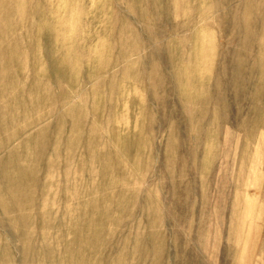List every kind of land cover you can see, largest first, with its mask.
Listing matches in <instances>:
<instances>
[{"label": "rangeland", "instance_id": "1", "mask_svg": "<svg viewBox=\"0 0 264 264\" xmlns=\"http://www.w3.org/2000/svg\"><path fill=\"white\" fill-rule=\"evenodd\" d=\"M0 2V161L31 140L17 164L36 199L9 213L0 185V264H264V0ZM41 182L57 200L43 228Z\"/></svg>", "mask_w": 264, "mask_h": 264}, {"label": "bare ground", "instance_id": "2", "mask_svg": "<svg viewBox=\"0 0 264 264\" xmlns=\"http://www.w3.org/2000/svg\"><path fill=\"white\" fill-rule=\"evenodd\" d=\"M253 1H255V0H253ZM258 2V1H257ZM256 2V3H257ZM1 3V2H0ZM251 5V4H250ZM249 5V6H250ZM248 7V6H247ZM251 8L253 7V6H250ZM250 8V9H251ZM249 8H248V10H250ZM247 10V9H246ZM246 12H248V11H246ZM254 12V11H253ZM233 23V22H232ZM241 27H243V25L241 26ZM242 30H244V28H241ZM240 29V30H241ZM196 30V29H195ZM156 32V31H155ZM180 32V31H179ZM179 32H177V33H179ZM243 32V31H242ZM242 32H240V34L242 33ZM243 34V33H242ZM26 35V34H25ZM171 35H172V33H171ZM170 36V35H169ZM172 38V37H171ZM29 39V38H28ZM249 39V38H248ZM264 40V39H263ZM16 42V41H15ZM18 43V41L16 42V44ZM20 43H22V42H20ZM26 43H27V38H26ZM35 43V42H34ZM50 43V41L47 43V44H49ZM263 43V42H262ZM29 44V43H28ZM23 45V44H22ZM43 45V44H42ZM17 46V45H16ZM170 46V45H169ZM245 46V45H244ZM19 47H21V46H19ZM23 47H24V45H23ZM38 47V46H37ZM39 47H40V45H39ZM35 48V47H34ZM162 48V47H161ZM19 49V48H18ZM18 49H14L13 50V48H12V50H13V53H12V51L10 52L11 53V55H12V57L14 56V54H21L22 53V50H24L23 48H20V49H22V50H18ZM36 49V48H35ZM45 49V48H44ZM17 50V51H16ZM26 50V49H25ZM6 51V50H5ZM27 51H28V49H27ZM26 51V52H27ZM48 52H49V55L48 56H46V59L49 61V65H50V70L52 71V72H54V73H57V69H58V67H59V58H57V53H56V51H55V49H54V47H50L49 48V50H48ZM164 52V51H163ZM25 53V52H24ZM28 53H29V51H28ZM3 54V53H2ZM8 54V53H7ZM7 54H5V55H7ZM44 54V53H43ZM51 55H53L54 56V59H52V60H50L48 57L49 56H51ZM22 56H23V54H22ZM171 56V55H170ZM169 57V56H168ZM5 58V57H4ZM3 58V59H4ZM39 58L40 57H38V53H35V63L38 65V66H40V67H43L42 66V62H43V60H39ZM7 59H9L10 60V56L8 57L7 56ZM18 59V58H17ZM179 59V58H178ZM7 61V62H10L11 63V61ZM19 60V59H18ZM258 60V59H257ZM6 61V60H5ZM13 61H14V59H13ZM171 61V60H170ZM184 61V60H183ZM182 61V62H183ZM259 61V60H258ZM181 62V63H182ZM27 63V62H26ZM33 63V62H32ZM12 64V63H11ZM29 64H31V63H29ZM28 64V65H29ZM170 64V63H169ZM257 64V63H256ZM31 66V65H30ZM119 66V65H118ZM180 66V63L176 66H174L173 67V72L171 73V78L174 80L175 79V81H176V83H177V85H181L183 82H184V80H185V77H184V71H183V69H182V67H179ZM182 66V65H181ZM258 67H260V63H259V65H257ZM14 67V66H13ZM13 67H10V68H13ZM263 67V66H262ZM25 69H26V67H24ZM1 69V68H0ZM264 69V68H263ZM14 70V69H13ZM9 73L10 72V70H9V67L8 66H6L5 65V69H3V72H2V76H3V82H2V84H3V87H5L4 89H3V87L1 88L2 90H7L8 89V92H7V96H10V95H12L13 94V91L14 90H12V88H11V86H10V82H7V77L6 78H4L5 76H6V73ZM263 71H261V73H262ZM45 72H42V70L41 69H39L38 70V72L35 74V79L34 80H36L37 81V83L39 82V80H40V77L42 76V78H43V76H45V74H44ZM17 75V74H16ZM53 75V74H52ZM260 76H261V74H259V79H260ZM264 78V77H263ZM171 79V80H172ZM187 79V78H186ZM43 80V79H42ZM261 80H263L262 78H261ZM19 82V81H18ZM42 81H40V83H41ZM53 84H54V86H55V81H53ZM175 84V83H174ZM264 84V83H263ZM176 85V84H175ZM176 85V86H177ZM41 86V85H40ZM44 86H48V84L47 85H44ZM15 87V86H14ZM31 87V86H30ZM36 87L37 86H35V89H36ZM49 87V86H48ZM31 88H33V86L31 87ZM43 88V87H42ZM46 88V87H45ZM45 88H44V90H45ZM28 89H30V88H28ZM27 89V90H28ZM37 89H38V87H37ZM47 89V88H46ZM260 89H263V87H261ZM31 90H33V89H31ZM30 90V91H31ZM48 90V89H47ZM1 91V90H0ZM24 91V90H23ZM23 91H22V93H23ZM34 92V91H33ZM38 92V91H37ZM46 92V91H45ZM260 91H258V93H259ZM26 93V92H25ZM28 93V92H27ZM47 93V92H46ZM29 94V93H28ZM43 94H45V93H43ZM14 95V94H13ZM21 96H24V95H22V94H20ZM30 95V94H29ZM32 95V94H31ZM30 95V96H31ZM39 95V94H38ZM37 94H36V96H35V98L34 99H39ZM7 96H6V98H7ZM15 96V95H14ZM3 97H5V96H2L1 97V99L3 98ZM11 97H13V96H10V98ZM43 97V96H42ZM14 98V97H13ZM34 99L32 100L31 99V101H34ZM25 100H27V99H25V97H24V101ZM41 100V99H40ZM23 100L21 101V102H18L17 103V106L18 107H22V110H25L26 108H27V106L28 105H26L25 107H24V105H25V102H24ZM24 102V103H23ZM27 102V101H26ZM39 103H41V102H39ZM48 103H51V102H48ZM37 104H34L33 102H32V109L31 110H28V111H34L36 108H35V106H36ZM4 106V105H3ZM63 106H67V102L66 103H64V105ZM40 107V106H39ZM39 107H37L38 109H39ZM73 106H71L70 107V110H71V108H72ZM5 108V107H4ZM2 109V108H1ZM3 110V109H2ZM14 110V109H13ZM20 109H16V110H14L13 111V114L11 115V120L10 121H12L14 118H15V116H18L19 117V119H20V117H23L22 119H24L23 121L21 120V122L22 123H24V124H26V121H27V115L26 116H22V113L19 111ZM69 110V112H71V114H69V117L70 118H73L74 117V110L73 111H70ZM27 111V110H26ZM0 112H1V110H0ZM4 113V112H3ZM6 114V113H5ZM4 115V114H3ZM65 117H68L67 115L65 116ZM49 118H53V117H49ZM30 119V118H29ZM37 119V118H36ZM64 119V118H63ZM63 119H62V121H63ZM18 120V119H17ZM45 120H46V118H45ZM50 120V119H49ZM34 121V120H33ZM36 121V120H35ZM34 121V122H35ZM73 121V120H72ZM72 121H71V123H72ZM20 122V123H21ZM42 122H44V121H42ZM42 122H40V119L38 118L37 119V123H38V125H41V124H44V123H42ZM46 122V121H45ZM64 122V121H63ZM81 122V121H80ZM36 123V122H35ZM6 124V123H5ZM36 125V124H35ZM59 125H61L60 123L57 125L56 124V127L57 126H59ZM65 125V124H64ZM72 125V124H71ZM71 125H70V134H71V136H67L66 137V139H64V140H62V142H63V145H66V147H67V150L69 149L70 150V152H72V147H73V144H74V138H73V131H74V128H75V126H73V128L71 127ZM28 127H29V125H28ZM27 127V128H28ZM36 127V126H35ZM92 127H94L93 125H92ZM25 128H26V126H25ZM34 128V127H33ZM32 128V129H33ZM63 129H66L67 130V128H63ZM63 129L62 128H60V127H57V131L56 132H64L63 131ZM24 131H26V130H24ZM90 131H91V133L92 132H94L95 131V129L94 128H91L90 129ZM10 132V131H9ZM28 132V131H27ZM26 132V133H27ZM62 132H61V134H62ZM5 133V132H4ZM22 134H24V135H22ZM58 134V133H57ZM56 134V135H57ZM17 135V134H16ZM19 136V138H18V140H20L21 139V137H23V136H25V135H27V134H25V133H21V134H18ZM60 135V134H59ZM14 137H16V136H14ZM40 137H42V135L40 136ZM26 138V137H25ZM24 138V139H25ZM63 138V137H62ZM56 139V138H55ZM26 140V139H25ZM24 140V141H25ZM30 140V139H29ZM44 140V139H43ZM58 140L59 141H61V136H58ZM31 141V140H30ZM30 141H27L25 144H26V150L24 149V156H21V157H19L18 156V153H14L15 151H13V152H11V154L9 155V157L7 158V160H1L0 161V171L2 172L3 171V177H2V175H1V177H2V179H1V182H0V185L3 187V191L5 192V195H7L9 198H10V201H12V203L14 204V206L12 207V209H11V211L9 212V213H15V214H19V215H24V211H25V209L27 208V207H29L31 204H33L34 202H35V197L33 196V194H34V190H30L29 189V183H30V181H29V178H27L26 177V175H27V171H30L31 172V170H32V173H34L33 171H34V168L32 167L31 169H26V165L25 166H20V165H18L17 163H23V161H24V163L26 164V162H28L29 161V159H30V155H31V147H30V144H29V142ZM34 141V140H33ZM11 142V141H10ZM8 143V145H7V147H6V150L8 149V147L10 146V144L11 143ZM56 142V141H55ZM33 143V142H32ZM49 143V142H48ZM55 145H53V152L51 151V149L49 150V152H48V154L46 155L48 158H50V160L52 161L53 160V165L55 166V164H56V162L59 160V159H61V154H60V152H59V150H60V147H61V144L60 143H54ZM11 147H13L12 145H11ZM33 147V146H32ZM36 147V146H35ZM43 148H44V146H43ZM6 152V151H5ZM43 152V151H42ZM34 155V154H33ZM67 156V155H66ZM70 157V156H69ZM68 157V158H69ZM33 158H34V156H33ZM63 159V158H62ZM30 161H31V159H30ZM65 161H67V163L66 164H70L71 162V160L70 159H67V160H63V162H65ZM13 165H16V168H17V177H18V179H16V180H14L13 179V177H12V175H11V173H9V172H13V169H14V167H13ZM67 167V171H66V174H65V180H64V182H65V185L67 186V188L65 189V191H67V190H71L72 191V189H71V176H70V173H69V169H70V166L69 165H67L66 166ZM46 168V165H44V169ZM45 171H46V173L47 174H49V173H53L54 171H53V167L51 166V168L50 169H45ZM30 175V174H29ZM31 176V175H30ZM16 177V178H17ZM34 180H35V178H34ZM37 180V179H36ZM48 180V179H47ZM36 182V181H35ZM40 187H43L42 188V190H41V193L39 194L38 193V196L40 197V213H41V215H42V219L40 220V222H41V224H42V226H40L41 228H43L44 227V225L45 224H47L46 222H47V220L45 219V213H46V211L49 209V206L53 203V204H56L57 203V200H56V198L55 197H50V195H51V193L54 191V187H53V185H50V183H47V182H41V185L39 186V188ZM1 188V187H0ZM37 188V187H36ZM3 192V193H4ZM50 194V195H49ZM1 196H2V193H0V198H1ZM6 196V197H7ZM72 198H71V196H69V198H68V200H67V202H70V200H71ZM54 201V202H53ZM36 204V203H35ZM34 204V205H35ZM33 205V206H34ZM7 206V205H6ZM35 208V207H34ZM1 209V208H0ZM5 209V208H4ZM37 209V208H36ZM39 211V210H38ZM5 213V212H4ZM6 214H8V213H6ZM67 214H70V209L68 208V211H67ZM7 216V215H6ZM18 221L21 223V221L18 219ZM10 222V221H9ZM28 221H27V219H24V221L21 223V226H23V230H25V229H27V228H29V226L27 227L25 224L27 223ZM10 223H8V225H9ZM11 225V224H10ZM40 239V238H39ZM28 241H29V239H25L24 240V242H27L28 243ZM27 243H25V244H27ZM39 253V252H38ZM2 261V260H1Z\"/></svg>", "mask_w": 264, "mask_h": 264}]
</instances>
